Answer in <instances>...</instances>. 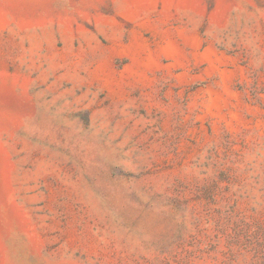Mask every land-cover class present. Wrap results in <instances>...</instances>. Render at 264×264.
Masks as SVG:
<instances>
[{
  "label": "rangeland",
  "instance_id": "1",
  "mask_svg": "<svg viewBox=\"0 0 264 264\" xmlns=\"http://www.w3.org/2000/svg\"><path fill=\"white\" fill-rule=\"evenodd\" d=\"M0 264H264V0H0Z\"/></svg>",
  "mask_w": 264,
  "mask_h": 264
}]
</instances>
